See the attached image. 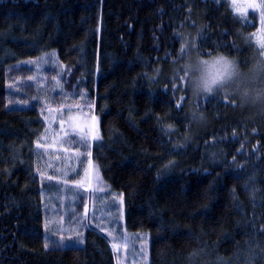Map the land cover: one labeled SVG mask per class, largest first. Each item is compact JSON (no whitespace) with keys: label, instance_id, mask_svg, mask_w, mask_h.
<instances>
[{"label":"trees","instance_id":"16d2710c","mask_svg":"<svg viewBox=\"0 0 264 264\" xmlns=\"http://www.w3.org/2000/svg\"><path fill=\"white\" fill-rule=\"evenodd\" d=\"M237 7L0 0V264H264V116L212 96L198 102L209 123L192 127L169 74L185 38L204 55L257 51V14ZM74 109L97 132L67 150L106 189L87 218L57 169L36 171L44 114Z\"/></svg>","mask_w":264,"mask_h":264},{"label":"clouds","instance_id":"9594fccd","mask_svg":"<svg viewBox=\"0 0 264 264\" xmlns=\"http://www.w3.org/2000/svg\"><path fill=\"white\" fill-rule=\"evenodd\" d=\"M169 74L186 84L192 100L187 110L192 127L203 128L209 123L198 102L212 96L234 97L240 109L264 116V50L253 51L245 60L221 50L204 55L194 41L185 38L180 58L171 61Z\"/></svg>","mask_w":264,"mask_h":264},{"label":"rangeland","instance_id":"374dc122","mask_svg":"<svg viewBox=\"0 0 264 264\" xmlns=\"http://www.w3.org/2000/svg\"><path fill=\"white\" fill-rule=\"evenodd\" d=\"M261 3H264V0H235L234 4L244 9V13L247 11H255L257 14L256 21L258 27L253 36L255 42L258 39H264V19H262V11L264 10L254 7V5H259ZM260 50L258 46L257 51ZM74 110V113H77L76 109ZM63 112L64 111H50L44 114L49 129L42 139L43 144L39 147L40 152H38L36 171L41 177L43 175V180H46L44 177H47L52 170L54 171L57 169L56 172L59 173L57 178L58 183L63 185L67 191L72 192L73 195L78 194L79 196H84L83 198L86 204L85 217L87 218L88 214L92 216L96 213L98 205L101 204V198L102 204L104 203V198H106V196L102 193L106 192V189L103 185L104 183L102 182L101 175L98 170L91 165L90 160H87L82 154L80 155L81 158L78 156L76 158L70 157L67 147H72L73 144L70 145L67 137L73 136L75 138V143L85 148L86 145H88L90 137L94 135V131L97 132V128L96 125H94L90 113L88 114L86 112L85 114L80 112L71 114L68 117V115L64 116ZM60 116L64 117L60 118ZM59 118L61 122L57 124ZM62 152L64 155H62ZM109 193L114 194L112 192ZM107 197L110 199L115 198L112 195ZM66 198L65 195H63V197L61 195V200H65ZM110 199L108 201H110ZM57 222L58 224L61 222V217L52 220L54 224Z\"/></svg>","mask_w":264,"mask_h":264},{"label":"snow or ice","instance_id":"6c2138e0","mask_svg":"<svg viewBox=\"0 0 264 264\" xmlns=\"http://www.w3.org/2000/svg\"><path fill=\"white\" fill-rule=\"evenodd\" d=\"M233 3L235 4V0H233ZM250 6H251V5H250ZM254 7L264 10V3H261V4H259V5H254ZM237 11H243V10H242L241 8L237 7ZM262 19H264V11H262ZM256 43H257V45L259 46V48H260L261 50H264V39H258V40L256 41ZM177 107H180V105H177ZM94 119H95V118L93 117V120H94ZM169 127H171V126H169ZM113 247L115 248L116 245H113Z\"/></svg>","mask_w":264,"mask_h":264}]
</instances>
